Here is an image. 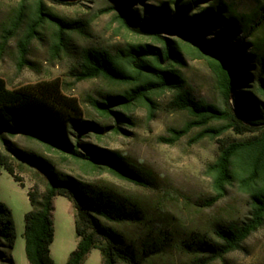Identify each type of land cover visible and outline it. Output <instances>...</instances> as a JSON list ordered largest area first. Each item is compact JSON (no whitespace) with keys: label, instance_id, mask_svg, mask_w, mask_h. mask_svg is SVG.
<instances>
[{"label":"trees","instance_id":"1","mask_svg":"<svg viewBox=\"0 0 264 264\" xmlns=\"http://www.w3.org/2000/svg\"><path fill=\"white\" fill-rule=\"evenodd\" d=\"M81 1L64 0L71 4ZM119 1L120 25L139 38L112 47H82L74 53L69 68L77 82L103 78L123 86L100 97L88 95L100 119H86L80 100L66 93L57 79L10 88L0 76V171L6 170L26 187L16 170L30 168L43 185L41 188L36 182L27 190L31 204L24 217L27 260L30 264H55L51 244L56 196H65L71 202L78 238L66 264H84L93 249L100 251L101 264H146L163 252L169 240L168 228L151 223L137 195L109 182L84 180L64 172L53 158L19 147L13 139L22 136L36 141L61 160L72 159L86 174L108 172L154 189L157 181L151 169L85 138L91 134L102 138L111 129L121 132L123 125L134 124L132 112L140 106L152 119L156 97L171 91L169 106L186 111L190 119L180 127H169L168 135L160 140L174 144L199 129L196 140L209 137L221 142L218 154L206 167L212 195L202 205L213 206L236 186L251 206L249 216L242 221H216L211 234L191 231L181 237L178 247L188 257V264H210L238 250L264 224V0H257L248 12L240 11L234 0ZM24 2L10 29L5 30L3 43L19 28ZM32 3L31 22L19 40L21 66L27 63L28 45L46 22L55 26L51 44L55 57L68 50L70 35L83 26L80 19L48 11L44 0ZM188 57L207 61L219 101L195 95L182 72ZM231 131L240 137L220 139ZM126 223L142 226L138 246L115 227ZM15 241L12 211L0 201V264H16Z\"/></svg>","mask_w":264,"mask_h":264},{"label":"rangeland","instance_id":"2","mask_svg":"<svg viewBox=\"0 0 264 264\" xmlns=\"http://www.w3.org/2000/svg\"><path fill=\"white\" fill-rule=\"evenodd\" d=\"M33 0H25L24 18L6 43L5 30L10 29L19 13L23 0H0V76L10 88L42 80L57 79L64 91L76 96L84 109L86 119H98L99 113L88 102V95L100 97L105 92H116L123 89L103 78L75 81L69 68L73 64L76 50L90 45L115 46L139 37L120 25L117 19L119 0H82L71 4L64 0H44L48 11L67 19L83 21L82 30L70 35V46L58 57L53 56L51 44L54 39L55 26L46 22L39 34L26 49V64L21 66V47L19 40L31 22ZM240 11L248 12L257 4V0H234ZM258 37H262L259 33ZM182 72L193 88L197 97L208 101H219L220 94L216 88L214 74L203 58H187ZM171 91H165L156 97V112L152 119L148 118L145 107H137L132 112L133 125H123L119 133L114 129L102 138L94 134L86 141L117 152L129 160L145 165L156 176L154 189L144 188L118 179L108 172L86 174L72 159L61 160L59 156L44 150L36 141L22 136L14 138L19 147L32 148L55 160L56 167L64 172L78 175L84 180L109 182L126 192L137 195L144 204L147 218L157 227L168 228V244L161 254L146 261V264H188V257L179 249L181 237L191 231H202L211 234V226L216 221H242L250 214V202L246 194L236 186L229 188L225 198L207 207L202 201L212 195L211 178L206 173L208 163L218 154L221 142L219 139L205 137L196 140L199 129L191 131L174 144L160 140L168 135L169 127H180L189 119L186 111L172 109L169 101ZM100 119V118H99ZM104 122L113 125L111 119ZM240 136L232 131L220 139L233 140ZM26 187L13 179L4 169L0 171V201L11 209L16 231L13 256L16 264H30L25 254V213L31 209L27 190L34 183L43 185L36 172L30 168L17 169ZM54 225L56 239L53 244L52 258L55 264H66L70 252L78 242L75 230L73 207L65 196H56L54 203ZM127 241L138 246L143 236L140 225L126 223L116 225ZM84 264H101V253L93 249ZM123 264V263H120ZM210 264H264V224L255 231L238 250L223 259Z\"/></svg>","mask_w":264,"mask_h":264},{"label":"crops","instance_id":"3","mask_svg":"<svg viewBox=\"0 0 264 264\" xmlns=\"http://www.w3.org/2000/svg\"><path fill=\"white\" fill-rule=\"evenodd\" d=\"M54 203H55V199H54ZM54 208H55V207H54ZM53 213H54V211H53ZM53 219H54V216H53ZM53 222H54V220H53ZM54 228H55V225H54ZM55 239H56V229H55L54 241H53V243L51 244V255H52L53 244H54V242H55ZM92 251H93V250H91V252L87 255L86 259L88 258V256H90V254H92ZM86 259H85V260H86Z\"/></svg>","mask_w":264,"mask_h":264}]
</instances>
